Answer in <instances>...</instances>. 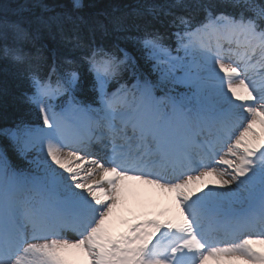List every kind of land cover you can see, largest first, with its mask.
Instances as JSON below:
<instances>
[{
  "label": "snow or ice",
  "instance_id": "snow-or-ice-1",
  "mask_svg": "<svg viewBox=\"0 0 264 264\" xmlns=\"http://www.w3.org/2000/svg\"><path fill=\"white\" fill-rule=\"evenodd\" d=\"M183 6L204 16L171 21L175 48L147 29L122 37L155 79L119 43L79 36L78 57L28 72L24 100L36 120L4 130L16 166L0 147V264H264V0H223L232 11L212 0ZM82 7L69 0L38 19L84 22L74 16ZM89 31L108 28L97 21ZM130 182L175 193L174 214L113 234Z\"/></svg>",
  "mask_w": 264,
  "mask_h": 264
},
{
  "label": "trees",
  "instance_id": "trees-1",
  "mask_svg": "<svg viewBox=\"0 0 264 264\" xmlns=\"http://www.w3.org/2000/svg\"><path fill=\"white\" fill-rule=\"evenodd\" d=\"M220 5L219 10L232 11L224 8L223 0H212ZM69 0H0V129L15 126L21 121L33 122L36 120L34 110L25 102L24 94L29 91L27 75L31 70L46 74L54 60L64 57L76 58L81 52L73 48V38L79 36L84 43H90L94 38L97 44L109 47L119 43L136 58L140 69L155 79L156 74L151 73V63L143 59L131 41L122 39L125 35L137 34V29H147L158 32L163 42L175 48V38L172 33L176 30L171 21L178 16H190L194 23L203 20V12L184 7L192 0H82L83 7L74 14L83 17L84 22L68 21L61 18L59 23L53 21L48 26L38 19L43 16L45 20L56 17L66 10ZM41 5H47L49 11H44ZM153 11L149 12L148 9ZM119 18L126 31H117L110 21ZM97 21H103L108 28L107 35L96 31H89ZM19 24L22 31L9 27ZM18 48L27 54L23 62L5 56L2 49ZM37 50L42 59H35ZM81 73L85 85L90 83L91 75L87 66L82 65ZM124 81H129L125 74ZM130 82V81H129ZM115 86V85H112ZM4 136V134L2 133ZM5 142V139H4ZM11 155L15 154L11 152ZM16 163L19 160L15 157Z\"/></svg>",
  "mask_w": 264,
  "mask_h": 264
},
{
  "label": "rangeland",
  "instance_id": "rangeland-1",
  "mask_svg": "<svg viewBox=\"0 0 264 264\" xmlns=\"http://www.w3.org/2000/svg\"><path fill=\"white\" fill-rule=\"evenodd\" d=\"M65 152H67V150H65ZM93 178L95 179V177ZM152 191L135 189L122 199L110 218L113 234H118L126 230L129 223L137 219H143L146 216H156L164 219L174 212L173 204H175V193L166 192L159 188L157 193ZM80 259L83 260V256H81ZM206 264H216V261L209 259ZM236 264H246V262L238 261Z\"/></svg>",
  "mask_w": 264,
  "mask_h": 264
},
{
  "label": "bare ground",
  "instance_id": "bare-ground-1",
  "mask_svg": "<svg viewBox=\"0 0 264 264\" xmlns=\"http://www.w3.org/2000/svg\"><path fill=\"white\" fill-rule=\"evenodd\" d=\"M98 178V176H96V179ZM132 184V189H136V188H142V187H149V185H144V184H140L139 182H130ZM154 193H157L158 188L153 190Z\"/></svg>",
  "mask_w": 264,
  "mask_h": 264
}]
</instances>
